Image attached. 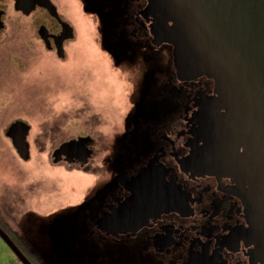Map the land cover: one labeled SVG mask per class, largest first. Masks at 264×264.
Here are the masks:
<instances>
[{
    "label": "flooded vegetation",
    "instance_id": "flooded-vegetation-1",
    "mask_svg": "<svg viewBox=\"0 0 264 264\" xmlns=\"http://www.w3.org/2000/svg\"><path fill=\"white\" fill-rule=\"evenodd\" d=\"M78 1L98 23L104 85L120 91V70L131 82L129 108L108 136L61 142L88 137L85 162L54 161L61 143L51 152V164H76L89 179L55 210L70 209L57 229L75 249L68 255L90 264H264V120L245 96L239 58L206 41L185 0ZM35 11L49 34L47 44L38 39L65 60L73 31L60 57L50 35L61 24Z\"/></svg>",
    "mask_w": 264,
    "mask_h": 264
},
{
    "label": "rangeland",
    "instance_id": "rangeland-1",
    "mask_svg": "<svg viewBox=\"0 0 264 264\" xmlns=\"http://www.w3.org/2000/svg\"><path fill=\"white\" fill-rule=\"evenodd\" d=\"M54 1L73 31L67 58L61 61L38 39L41 13L24 15L14 10L13 0H0L4 11L0 32V216L28 240L33 237L49 264L65 260L67 250L57 246L60 257L56 259L52 252L56 243L50 240L44 245V233L33 231L39 226L36 213L47 216L85 192L89 181L86 173L75 171L76 164L59 168L51 164V152L79 133L108 136L129 108L130 85L125 83L131 82L129 72L120 70V92L110 83L104 85L107 65L93 45L96 40L100 47L95 16L85 12L78 0ZM106 61L113 63L109 55ZM17 119L30 125L26 161L5 136L7 126ZM84 263L90 264L80 261ZM0 264H20L1 238Z\"/></svg>",
    "mask_w": 264,
    "mask_h": 264
},
{
    "label": "water",
    "instance_id": "water-1",
    "mask_svg": "<svg viewBox=\"0 0 264 264\" xmlns=\"http://www.w3.org/2000/svg\"><path fill=\"white\" fill-rule=\"evenodd\" d=\"M13 8L29 15L36 7L46 9L47 13L61 24V32L53 36L57 54L63 56L62 42L72 36V28L61 20L55 5L50 0H13ZM189 19L197 26L206 41L214 42L218 50L231 48L242 64L241 83L246 98L254 106L255 116L264 120V0H185ZM0 9V31L4 27ZM39 37L47 44L48 30L44 25L38 27ZM30 125L20 119L11 122L5 130L17 155L24 161L30 157ZM88 137L68 140L53 152V160L61 156L71 162L72 157L85 162L91 150L86 147ZM0 238L12 251L21 264H32L15 245L0 226Z\"/></svg>",
    "mask_w": 264,
    "mask_h": 264
},
{
    "label": "trees",
    "instance_id": "trees-1",
    "mask_svg": "<svg viewBox=\"0 0 264 264\" xmlns=\"http://www.w3.org/2000/svg\"><path fill=\"white\" fill-rule=\"evenodd\" d=\"M69 210L70 209L60 210L58 212L55 211V212L50 213L44 217H41L40 215L35 217V218H37L36 221L39 222V226L35 225L33 227V231L38 229L44 233V237H45L44 244L45 245L48 244L50 240H52L56 243L55 248H52V252H54L55 255H56V250L57 251L60 250V249H58V247H60V245H64L62 243H68L66 241H63V239L59 237L58 231H59V229L62 228V226H60L59 224L63 223L61 221L64 218V216L69 213ZM27 218H29V217H27ZM59 222H61V223H59ZM0 226L4 230V232L8 234V236L11 238V240H13L15 242V244L20 248V250L23 252V254L27 257V259L29 261H31L33 264H49L46 261H44V259H42V257H43L42 252H41L42 250L36 246L37 242L33 237L30 238L32 240L31 241L30 239L29 240L27 239V237L25 236L26 235L25 233H24V235H21L19 233V231H14L10 227L9 224H7L5 221H3L1 216H0ZM57 229H58V231H57ZM64 248H65V250H67V253H66L67 256L65 257V260L56 261V264H80L81 259H74L73 257H70L68 255V253L73 252L75 249L72 248L71 245L70 246L64 245ZM57 254H58V256H56V259L60 257L59 251ZM62 257H63V255H61V258ZM16 260L19 261L17 258H16ZM20 264H21V262H20Z\"/></svg>",
    "mask_w": 264,
    "mask_h": 264
},
{
    "label": "bare ground",
    "instance_id": "bare-ground-1",
    "mask_svg": "<svg viewBox=\"0 0 264 264\" xmlns=\"http://www.w3.org/2000/svg\"><path fill=\"white\" fill-rule=\"evenodd\" d=\"M90 34H92L91 31H89ZM117 90H119V88L117 87ZM120 92V91H119ZM100 95H103V92L99 93Z\"/></svg>",
    "mask_w": 264,
    "mask_h": 264
},
{
    "label": "crops",
    "instance_id": "crops-1",
    "mask_svg": "<svg viewBox=\"0 0 264 264\" xmlns=\"http://www.w3.org/2000/svg\"><path fill=\"white\" fill-rule=\"evenodd\" d=\"M49 214H50V213H49ZM36 215H40V214H37V213H36Z\"/></svg>",
    "mask_w": 264,
    "mask_h": 264
}]
</instances>
